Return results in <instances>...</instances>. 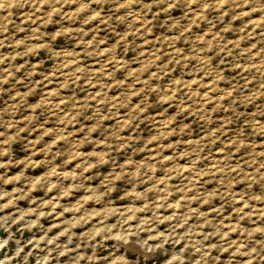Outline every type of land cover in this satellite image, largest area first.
Segmentation results:
<instances>
[{
	"label": "rangeland",
	"instance_id": "374dc122",
	"mask_svg": "<svg viewBox=\"0 0 264 264\" xmlns=\"http://www.w3.org/2000/svg\"><path fill=\"white\" fill-rule=\"evenodd\" d=\"M0 264H264V0H0Z\"/></svg>",
	"mask_w": 264,
	"mask_h": 264
}]
</instances>
